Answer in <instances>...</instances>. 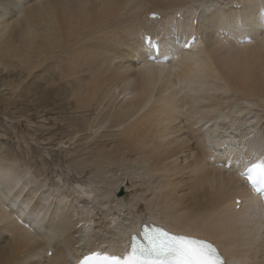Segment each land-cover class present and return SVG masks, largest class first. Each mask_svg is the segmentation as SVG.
<instances>
[{
  "label": "bare ground",
  "instance_id": "bare-ground-1",
  "mask_svg": "<svg viewBox=\"0 0 264 264\" xmlns=\"http://www.w3.org/2000/svg\"><path fill=\"white\" fill-rule=\"evenodd\" d=\"M260 10L264 0H0V106L42 89L60 107L100 102L110 128L88 127L89 107L51 111L64 132L52 134L67 137L61 151L42 150L52 178L47 159L38 169L16 160L0 130V264H73L79 252L115 249L146 219L214 240L229 264H264V219L236 172L264 156ZM147 31L175 46L188 33L197 41L161 74L137 55ZM244 34L251 41L238 43Z\"/></svg>",
  "mask_w": 264,
  "mask_h": 264
},
{
  "label": "rangeland",
  "instance_id": "rangeland-1",
  "mask_svg": "<svg viewBox=\"0 0 264 264\" xmlns=\"http://www.w3.org/2000/svg\"><path fill=\"white\" fill-rule=\"evenodd\" d=\"M9 90L10 89H7L6 92H8ZM38 90L32 91L30 93L32 96L29 95L30 97H27L26 98L27 100L26 99H23V100L17 99L18 101L15 100L16 101V102L14 101L15 107H9L8 105L0 106V130H2V128H3L4 132L7 131L6 133H7L8 138H6L7 137L6 133L4 134L2 132V134L5 135L3 137L6 138L8 145H10L11 148L14 146L13 148L15 149V151H14L15 155L14 154L13 155H14V157H17L16 160H18L22 164L24 161L25 165H28V163H33V165L35 164V167L37 166L36 169H38L41 167L40 166L41 159L42 160L47 159V161L45 162L46 163L45 168H46V172H47L46 176L49 178H52V177H55V175H54L55 173L53 170L54 167L51 166V163H50L51 159H49V157L45 153H43L42 150L43 151H50L51 153L54 154L58 151H61V146L63 147V144H61V143H63V141H67V137H65L63 141L62 140L60 141L58 139V137H56L52 134V133H54V134L59 133L60 136L64 134V132H63V134L61 133V131H62L61 129H63V127H62L63 124L60 122H57L54 125L53 121H52L53 116L54 117H56V116L57 117H59V116H67L68 117L70 115L75 114V112H77V115H78L80 111H83L85 109V107H89V115H84L87 117L88 127L95 126V125H97V123L100 122L101 123V125H100L101 130L106 131V130H109L110 128L108 126H104L102 124V116L104 114V109H103L100 102L99 103H92L90 106H85V107H83L82 105L74 104V103H71L70 105H67V106L60 107V105L57 104L58 101H55V105H53L52 98L49 94L44 95V94H42V91H41L42 89H40L39 91ZM116 91L119 92L118 90H116ZM123 97H124V95H123ZM123 97H121V98H123ZM43 101H45L47 103V105H44ZM51 107H52V109H51ZM93 107H95L97 110H93ZM44 111H46L48 113H45ZM50 112L53 113L54 115L52 116V114ZM97 115H99V117H97ZM120 115H121V117H124L123 113H121ZM47 116H48L50 121L48 120V118L46 120ZM43 117L45 118V120H43ZM10 120H12L11 123H9ZM43 121H45V122H43ZM38 122H40V123H38ZM46 124L48 127L44 126ZM41 126H44V127H41ZM59 130H61V131H59ZM49 133H51V134H49ZM40 136H42V137H40ZM46 136L47 137L51 136L52 138L51 139L48 138V139L52 140V141H48ZM120 136H122V134H120ZM61 137H63V136H61ZM42 138H44V141ZM56 139H58V141H57L58 143L56 142ZM53 141H55L53 143L54 145L51 143ZM47 143H49V144H47ZM46 144H47V147H45ZM49 145H51V146H49ZM15 147L18 149H16ZM81 154H83V152L79 153V151H77L76 153H74L70 156L64 154V156L60 157L61 160L60 159H57V160H60L59 162L61 164L62 163L65 164L68 162V159L70 157L71 158L72 157L77 158V157H80ZM29 159H31V160H29ZM25 160H27V161H25Z\"/></svg>",
  "mask_w": 264,
  "mask_h": 264
},
{
  "label": "snow or ice",
  "instance_id": "snow-or-ice-1",
  "mask_svg": "<svg viewBox=\"0 0 264 264\" xmlns=\"http://www.w3.org/2000/svg\"><path fill=\"white\" fill-rule=\"evenodd\" d=\"M142 41L158 50L150 35L142 36ZM241 175L254 192L264 195V156L251 162ZM87 259L95 260V264H226L218 248L206 239L148 226L131 238L123 256L93 253Z\"/></svg>",
  "mask_w": 264,
  "mask_h": 264
},
{
  "label": "water",
  "instance_id": "water-1",
  "mask_svg": "<svg viewBox=\"0 0 264 264\" xmlns=\"http://www.w3.org/2000/svg\"><path fill=\"white\" fill-rule=\"evenodd\" d=\"M120 194H121V192H120V190H119L118 195H120ZM118 195H117V196H118Z\"/></svg>",
  "mask_w": 264,
  "mask_h": 264
}]
</instances>
